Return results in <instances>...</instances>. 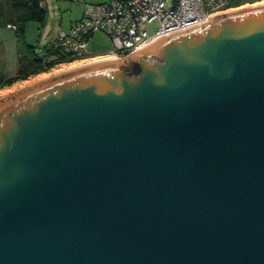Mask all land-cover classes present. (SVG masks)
<instances>
[{
    "label": "water",
    "instance_id": "obj_1",
    "mask_svg": "<svg viewBox=\"0 0 264 264\" xmlns=\"http://www.w3.org/2000/svg\"><path fill=\"white\" fill-rule=\"evenodd\" d=\"M0 264H264V5L2 97Z\"/></svg>",
    "mask_w": 264,
    "mask_h": 264
},
{
    "label": "built area",
    "instance_id": "obj_2",
    "mask_svg": "<svg viewBox=\"0 0 264 264\" xmlns=\"http://www.w3.org/2000/svg\"><path fill=\"white\" fill-rule=\"evenodd\" d=\"M84 6L83 16L61 31L56 45L60 56L71 63L57 65L58 70L74 64H85L103 58L122 59L149 46L171 32L202 25L209 18L239 9L238 0H71ZM157 23L154 35L147 27ZM96 34L106 35L112 50L98 55L87 49Z\"/></svg>",
    "mask_w": 264,
    "mask_h": 264
},
{
    "label": "trees",
    "instance_id": "obj_3",
    "mask_svg": "<svg viewBox=\"0 0 264 264\" xmlns=\"http://www.w3.org/2000/svg\"><path fill=\"white\" fill-rule=\"evenodd\" d=\"M43 1L0 0V26L13 29L19 64L17 73L5 78L1 84L2 87H11L15 83L48 73L57 65L73 62L71 58L59 55L56 43L37 50L25 41L29 23L43 24L46 20L47 10L44 8ZM253 2L255 0H238L234 6L242 7Z\"/></svg>",
    "mask_w": 264,
    "mask_h": 264
},
{
    "label": "rangeland",
    "instance_id": "obj_4",
    "mask_svg": "<svg viewBox=\"0 0 264 264\" xmlns=\"http://www.w3.org/2000/svg\"><path fill=\"white\" fill-rule=\"evenodd\" d=\"M264 0H255L253 3H248L242 7H250L258 4ZM44 8L47 10L46 20L43 24L29 23L25 41L28 45L34 46L37 50H42L45 46L55 44L58 35L61 31L68 32L72 23L79 21L83 16L84 6L81 4L73 3L71 0H44ZM240 7V8H242ZM8 34H11L15 38L13 30H8ZM158 30V24L154 23L147 27L149 34L154 35ZM10 35H8V39ZM87 49L96 54H106L112 50V43L110 39L104 34H96L88 43ZM12 61L14 62L12 71H16L17 52H16V41L12 46ZM81 64H74L58 70H53L48 73L38 75L30 78L24 82H18L13 84L11 87L4 88L0 92V99L4 96L11 94L18 88L26 86L37 80H41L43 77H49L60 71L78 66Z\"/></svg>",
    "mask_w": 264,
    "mask_h": 264
},
{
    "label": "crops",
    "instance_id": "obj_5",
    "mask_svg": "<svg viewBox=\"0 0 264 264\" xmlns=\"http://www.w3.org/2000/svg\"><path fill=\"white\" fill-rule=\"evenodd\" d=\"M6 29L13 30L11 28H5L0 26V92L7 87H2L1 84L5 78L14 76L19 68V64H16V71H12L14 62L12 61V46L15 40L11 34H8ZM8 35L10 38L8 39ZM17 52V51H16ZM18 62V57H17ZM15 66V64H14Z\"/></svg>",
    "mask_w": 264,
    "mask_h": 264
},
{
    "label": "bare ground",
    "instance_id": "obj_6",
    "mask_svg": "<svg viewBox=\"0 0 264 264\" xmlns=\"http://www.w3.org/2000/svg\"><path fill=\"white\" fill-rule=\"evenodd\" d=\"M260 5H264V1H262V2H260V3H258V4H255V5H253V6H250V7L260 6ZM250 7L246 6V7H242V8H239V9H246V8H250ZM44 78H47V77H43L42 79H44Z\"/></svg>",
    "mask_w": 264,
    "mask_h": 264
}]
</instances>
